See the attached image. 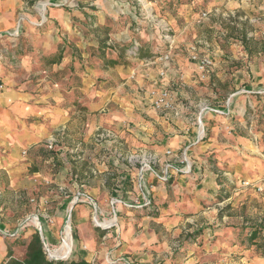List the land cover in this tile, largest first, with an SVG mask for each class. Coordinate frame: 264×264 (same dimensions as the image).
I'll return each instance as SVG.
<instances>
[{
    "label": "crops",
    "instance_id": "1",
    "mask_svg": "<svg viewBox=\"0 0 264 264\" xmlns=\"http://www.w3.org/2000/svg\"><path fill=\"white\" fill-rule=\"evenodd\" d=\"M113 1L0 0V175L6 177L3 183L0 177V233L15 232L29 216H5L22 197L26 206H42V233L56 245L71 200L83 191L108 217L116 215L119 229L102 231L88 203L75 205L76 235L66 257L94 264H108L109 255H128L136 264H264L256 243L264 240V0L208 3L207 12L253 22L248 38L259 40L253 51L241 42L231 54L219 45L213 53L199 49L213 60L210 77L180 32L167 59V44L149 45L133 23L107 42H119V49L129 42L127 56L117 48H107L106 57L83 52L102 47L91 32L107 26L111 10L117 13ZM204 3L191 0L182 10L189 15ZM138 38L140 51L151 47L152 55L130 54ZM58 51L63 57L50 62ZM110 58L119 62L109 65ZM153 87L172 92L165 113L153 106ZM203 102L213 110L203 112ZM200 126L206 137L197 142ZM187 147L193 171L180 174L176 168L184 165L176 157ZM140 149L156 154L159 174L171 164L172 178L147 173L153 205L135 209L128 204L143 189L129 157ZM245 180L263 191L243 187ZM114 198L121 202L112 206ZM244 205L246 218L235 211ZM31 226L24 225L22 239L38 230ZM9 238L0 234V263L10 249L16 256Z\"/></svg>",
    "mask_w": 264,
    "mask_h": 264
},
{
    "label": "rangeland",
    "instance_id": "2",
    "mask_svg": "<svg viewBox=\"0 0 264 264\" xmlns=\"http://www.w3.org/2000/svg\"><path fill=\"white\" fill-rule=\"evenodd\" d=\"M42 1L43 0H31V4L36 5L37 2ZM189 2L191 3V0H115L114 3L116 6V11L118 10L117 13H115L114 10H111L110 14H108L107 26L104 27L100 32L98 31V33L91 32V34H93L92 37L98 38V42L106 44L115 33H119L121 31V27H123V25L126 26L128 23H133L132 26L137 24L134 27H138L142 35L144 36V39L146 41H149L148 44L150 43V41H152L151 45H153L154 47L159 45L160 43H164V34L169 33L174 38L175 34L177 32H180L181 37H187V40L191 41L194 44L193 46L196 50H194L193 53L199 54V49H206L213 53V50L218 49L217 45H219V47L224 50L225 53L231 54L233 52L232 49H235L236 46H242L240 45L241 43L245 46V48L250 47L252 51L257 48L254 42H259V40L248 38V35L251 34L254 30V28L252 27L254 24L253 22L245 19L242 15H232L231 13H229L222 16L221 14H216L217 12L214 10L208 12L209 14L207 18H202V13L207 12L205 9L206 7H208V3H211L212 0H205L204 5H201L202 8H198L200 7L198 6L197 8H194L191 13H188L189 15H186L185 11L182 9H185L184 6L189 4ZM124 3L125 5H122ZM106 28H109L108 32L105 31ZM141 41L142 40L138 38V41L134 43V46H138V48L140 49ZM117 43H113L110 48H117L121 51L122 55H126L125 44L127 43L130 45V43H121L124 45L122 49H119ZM207 44H209V46ZM233 44H235L236 46H234ZM106 45L109 46L108 43ZM89 48L94 49L95 51L93 52V50H89ZM153 50L154 48L148 47L146 50H142L140 53L142 56L149 57L150 55H152ZM99 51V48L91 46L83 50V52H87L92 55H94V53L98 55ZM83 52L78 51L79 54H82ZM105 52L107 53L108 49ZM111 52L112 50L110 51V53ZM207 106L209 107V105ZM50 152L54 153V150L50 149ZM0 177L2 183L6 182L5 176L0 175ZM245 181H249L250 184L247 186L243 184L244 181H242L241 185L243 187L253 188L255 189V191L256 188L259 187L253 181ZM257 192L261 193L259 191ZM248 196L249 195H247V197ZM41 209L42 206L39 205L38 201L30 202L29 206H26L24 204V201L22 200V197H20L18 203H16L15 205H10V207H8V209L6 210V212L8 213L5 216L16 221L19 219L22 220L24 219V217L26 218L27 215L38 214L40 217V221L43 222L45 218L41 214ZM235 211L238 216L244 214L246 218L248 215L245 205L236 208ZM35 218L36 217H33L32 221H30V223L32 224L31 227L33 229H36L37 225L34 223ZM66 220L62 227V233L59 238L60 241L59 243L54 245L56 246L55 248H58L61 243V237L63 236V234H65L63 232L66 229ZM72 231L74 239L76 235L74 222L72 223ZM10 239L12 240L14 238L10 237L9 240ZM18 240L19 242H17V245L13 246V248L17 247L16 257L23 258L25 255V247L22 246V240ZM260 251H258L257 254H259Z\"/></svg>",
    "mask_w": 264,
    "mask_h": 264
},
{
    "label": "built area",
    "instance_id": "3",
    "mask_svg": "<svg viewBox=\"0 0 264 264\" xmlns=\"http://www.w3.org/2000/svg\"><path fill=\"white\" fill-rule=\"evenodd\" d=\"M227 1H230V0H227ZM208 14H209L208 12H204V13H202L201 17L207 18ZM163 41L167 44V48H168V53L165 56L167 59V58H169V55L172 53V50L174 49V38L169 33H167V34L163 35ZM135 48H138V46H136ZM191 59L198 63V65H199L200 69L202 70V73L205 77H210V75L212 73L211 68L213 67V60L211 59V57L209 55H200L198 53H193L191 55ZM162 75H164V73H162ZM0 89H3V85H0ZM149 94H150V97L152 99L153 106L158 111H160L161 113H165L166 110L171 108L172 100H173L172 99V92L169 91L168 89L162 88V87H153L149 91ZM201 109L203 112H206V111H209L211 108L208 107L205 102H203L201 104ZM211 110H213V109H211ZM216 111L220 112L222 114L225 113L224 111H218V110H216ZM107 133H109V131H107ZM205 137H206L205 128L203 126H200L197 142L204 140ZM49 148L52 149L53 145L50 144ZM188 149H189V147L186 148L184 154L176 157L177 161L180 162L182 165H184L183 168H176L177 173L190 174L193 171L194 165L186 156V152L188 151ZM167 153L169 155H171L172 151L168 150ZM129 160L133 165H136L138 167V180H139L140 187L143 189V191L141 192V194L139 196H137L132 201V203L128 204V207L139 209V208L148 207V206L153 205L152 191H153L154 186L147 181L146 174L154 172L156 174L157 178H159L165 182L170 181L172 178V174L170 173L169 168L170 167L172 168V165L167 164V166H166L167 168L165 167L166 170L163 172V174H159L155 170V166L158 164V158L154 152H151L147 149H140L139 151L133 153L129 157ZM173 167H174V165H173ZM243 184L248 186L250 183H249V181H244ZM256 189L259 192L262 191L261 187H257ZM82 202L88 203L91 206V221L95 227L101 229L102 231H106V232H109L113 229H116V230L119 229V225L117 222L116 215L108 217L106 215V213L104 212V210L102 209L100 203L97 202L92 196L84 193L83 191H79L71 200V207L67 213V220H66L65 228H66V226H68V224H70V227L72 228L73 208L75 205L80 204ZM120 202H121V200L115 199V198L110 200V204L112 206H114ZM33 217H36L39 220V225H36V227L38 228V231L41 234L42 241L44 244V251L46 253L47 258L50 260H68V259H70L72 252L66 258H58V257L53 255L52 250H54V248L56 246L52 245L43 235L42 228H41V222L39 219L40 217L38 214L29 215L27 217V219L21 223L22 226L18 230H16L15 232H13V233H2V234L7 236V237H11V238L18 237L19 235L23 234L22 230H23L24 225L29 224L30 221H32ZM63 240H64V234L61 237V243L63 242ZM116 245L117 246L121 245L119 239H118ZM107 263L108 264H136L134 259L128 255H120V256L109 255L107 257ZM91 264H94V263L91 261Z\"/></svg>",
    "mask_w": 264,
    "mask_h": 264
},
{
    "label": "trees",
    "instance_id": "4",
    "mask_svg": "<svg viewBox=\"0 0 264 264\" xmlns=\"http://www.w3.org/2000/svg\"><path fill=\"white\" fill-rule=\"evenodd\" d=\"M105 31H109V28H106ZM101 46H103L102 48H99V56L100 57H106L107 53L105 51H107V48H110V46H107L105 43H101ZM111 50H113L111 48ZM141 49L139 48H134L131 49L130 54L132 56H136L139 57L141 55ZM126 53L128 54V52L126 51ZM62 58L63 57V52L62 51H58L56 54L52 55L49 57L50 62H55L57 60V58ZM119 62L118 59H112L110 58L108 60L109 65H114L117 64ZM24 234V233H23ZM23 234L19 235L18 237H15L14 242L12 244V246H16L17 242H19L18 239L22 240V246L25 247V255L23 258H18L14 255V252L10 249L9 250V258L4 261L3 263L0 264H91V262H88L85 259H73L70 258L68 260H50L47 258L46 253L44 251V244L42 241V237L41 234L38 230H36L35 232L31 233L29 235V237L27 239H22L21 237L23 236ZM258 233H255L253 239L257 240L258 238ZM260 238V237H259ZM263 242V243H262ZM259 247L261 248V251L259 252L261 257H264V240L263 241H257L256 242Z\"/></svg>",
    "mask_w": 264,
    "mask_h": 264
},
{
    "label": "bare ground",
    "instance_id": "5",
    "mask_svg": "<svg viewBox=\"0 0 264 264\" xmlns=\"http://www.w3.org/2000/svg\"><path fill=\"white\" fill-rule=\"evenodd\" d=\"M46 9H47V3L45 2L41 3L40 10L44 13V16H45ZM34 223L38 225L39 221L35 218ZM64 233L65 234H64L63 242L58 246V248H55L54 250H52L53 255L58 258L66 257V255L69 254L73 248L74 239H73V231H72V228L70 227V224H68Z\"/></svg>",
    "mask_w": 264,
    "mask_h": 264
}]
</instances>
